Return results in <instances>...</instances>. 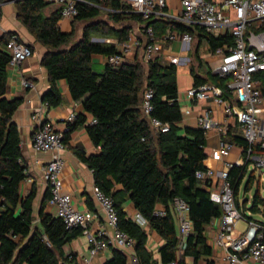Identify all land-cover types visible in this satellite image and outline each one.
<instances>
[{"label":"trees","instance_id":"trees-1","mask_svg":"<svg viewBox=\"0 0 264 264\" xmlns=\"http://www.w3.org/2000/svg\"><path fill=\"white\" fill-rule=\"evenodd\" d=\"M16 6L19 21L47 48L42 64L50 78V86L44 94L48 106L61 104L63 94L58 81L65 79L72 97L82 100L85 111L96 119L91 122L86 113L76 112L75 119L67 121L64 140L72 131L86 126L99 150L91 154L77 150V154L93 170L95 183L114 197L120 227L136 240L138 264H190L187 257L192 258V264H216L207 230L223 213V206L212 200L210 181L197 176L198 170L207 169L206 132L201 126L180 124L184 110L179 98L178 65L161 57L145 58L146 44L151 41L145 29L152 26L156 36L168 29L197 33L198 43L193 49L197 61L190 58L193 85L212 82L223 87L225 96H230L228 77L221 76L210 65L201 72L204 60L199 50L204 40L209 52L230 45L232 35L216 36L198 24L186 25L167 16L145 18L126 0L79 1V13L68 31L61 26L63 5L53 0H18ZM82 21L86 22L83 36L74 40L75 26ZM135 23L144 36L140 39L136 59L119 65L108 63L103 72H96L93 55L108 56L118 53L119 49L117 42L94 40V37L128 42ZM12 32L16 31L0 36V264H82L79 254L67 250V245L82 235L83 230L67 228L61 217L46 210L50 187L38 218L34 209L37 187L33 186L26 195L20 191L27 166L23 162L22 138L14 114L22 99H10L6 95L11 60L6 46ZM258 78L264 93V71ZM147 87L155 89L152 115L170 123L167 132L155 129L143 110ZM239 128L236 126L235 130ZM229 136L244 150V160L234 164L228 172L236 196L252 161L248 154L251 145L243 132L233 134L231 130ZM254 150L259 152L262 148L255 146ZM253 177L254 171L245 184L246 192L254 185ZM178 196L189 203L194 225L183 251H180L177 221L171 210ZM127 199L148 219L150 230L156 231L163 240L158 248L159 257H155L148 246L147 227L128 215L124 206ZM158 205L167 208L166 215L155 213ZM263 205L259 188L251 209L261 212ZM112 253L103 264H129L124 250L112 247Z\"/></svg>","mask_w":264,"mask_h":264},{"label":"built area","instance_id":"built-area-1","mask_svg":"<svg viewBox=\"0 0 264 264\" xmlns=\"http://www.w3.org/2000/svg\"><path fill=\"white\" fill-rule=\"evenodd\" d=\"M53 1L63 5L64 20L72 21L79 13L78 3L81 0ZM126 1L132 5L134 11L145 18L154 15L167 16L186 25L198 24L216 36L228 33L232 35L233 43L217 47L214 56L218 61L215 71L223 77H228L227 87L235 98L226 97L223 87L212 82L193 86L187 90L186 95L190 100L198 101L213 97L223 109V121L214 119L209 109L198 118L199 126L205 130L206 135L214 129L221 133L220 147L213 155L215 159L225 160L236 145L227 136L230 120L235 117L243 135L251 145L248 150L249 158L257 167L263 168L264 93L258 75L264 71V0H178L181 9L177 14L169 11L168 0ZM3 18L4 2L0 0V36L6 32L2 25ZM145 31L151 39L145 47L146 59L153 57L154 50H162L167 44L175 41H181L189 48L194 39L190 31L179 32L168 29L161 36L155 35L152 26L147 27ZM103 40L115 42L112 38ZM116 42L119 52L107 56L108 63L112 65L127 61L132 46L140 44L133 33L128 42ZM6 47L11 55L9 66H19L33 54L31 45L24 41L17 31L10 34ZM190 60V57L173 55L169 62L180 65L187 64ZM25 84L29 87L33 86L29 80H26ZM154 95L155 89L147 87L142 102L143 110L155 129L167 132L171 128L170 123L152 115ZM75 117L76 111H71L65 119L66 124ZM32 119L36 122L32 135L34 148L51 153V159L43 166V178L51 190L48 202L56 207V215L63 219L67 228H82L89 243V253L83 264H91L94 255L112 247L124 250L129 256V264H138L136 240L120 227L114 197L95 183L93 193L100 205L99 210L78 208L74 203L73 194L64 189L62 177L66 165L63 157L66 148L64 132L58 130L53 122L45 119L43 108L35 111ZM90 121L95 122L96 119L92 117ZM67 130L68 125L65 131ZM255 146H261L262 150L255 151ZM242 161L237 160L235 163L227 161L226 166L220 170L207 167L205 170H198L197 176L210 181L209 190L212 200L223 206V213L215 218L217 230L213 239V244L224 251L221 264H245L247 261L264 264V221L249 219L242 214L237 207L234 190L228 179L229 169ZM171 210L177 221L180 251H183L186 239L194 228L190 205L184 198L178 196L173 200ZM155 213L166 215L167 208L158 205ZM103 214L106 224H101ZM131 217L143 227L149 225L148 219L138 211ZM242 218L248 221V228L245 230L236 228ZM94 222L98 223L97 228L93 227Z\"/></svg>","mask_w":264,"mask_h":264},{"label":"crops","instance_id":"crops-1","mask_svg":"<svg viewBox=\"0 0 264 264\" xmlns=\"http://www.w3.org/2000/svg\"><path fill=\"white\" fill-rule=\"evenodd\" d=\"M17 1L18 0H3L5 16L3 18L2 25L6 32L17 31L24 41L31 44L33 47V54L29 58L24 60L19 66L8 67V91L6 95L10 99H22L20 106L14 114V121L18 125L22 138V158L23 162L27 166V176L21 183L20 191L23 195H26L33 188V186L37 187V195L34 200V209L35 214L38 218L41 205L46 198V191L49 188L47 182L43 178V166L51 159V153L38 151L34 148L32 144V135L36 127V122L32 119V114L35 111L41 110L43 108L45 119L47 121L53 122L56 128L60 131H63L64 133L67 132L65 131L67 125L65 119H67L71 111L84 112L88 115L89 120L92 119V115L85 111L82 100H75L72 97V94L69 89V84L65 79H61L58 81V85L63 94V100L61 104L49 107L47 102L44 100V94L50 86V78L48 71L42 64V59L44 54L46 53L47 48L43 46L40 42H38L35 37L30 33L28 28L21 21H19L17 16ZM168 4L169 11H172L175 14L180 12L181 8L178 0H168ZM153 17L159 16L154 15ZM67 22L71 23L72 21H67L64 19L61 20L62 28L63 24ZM63 30L65 29L63 28ZM133 35L134 37L139 39V42L140 39H144L143 33L139 29V27L137 29L135 27ZM103 39L105 38L102 37L101 40H96L104 41ZM112 39H114L115 42L117 41L115 38ZM191 46L188 48L183 45L181 41L169 43L162 49L163 55L161 56V58L165 61H169L170 57L173 55L189 57L184 54V50L190 49ZM138 52V46H132V49L128 54L127 60L134 61L137 57ZM210 54L213 56L215 64H218V61L214 56V52H210ZM207 61L210 66L215 70V67L217 65L212 66V62L214 61ZM93 63H102L106 67L108 64L107 56L102 54H94ZM189 63L183 64L186 66L183 70L184 72H189V74H191ZM26 80L31 81L33 83V86H27L25 84ZM180 81L181 77L179 75L178 67V83L180 94L179 98L182 108L184 110L183 120L180 124L199 126L198 118L207 109L211 110L214 119L218 121L224 120L223 109L213 97L201 101L190 100L189 98H187V90L194 86L192 74L190 75V81L188 82V86L186 87V90H184V92L181 90ZM226 97L234 99L235 95L230 92V96ZM230 122L231 123L229 131L232 130L233 134H235L236 131L242 133L235 117L232 118ZM236 126L237 128H239V131L235 130ZM220 134L221 133L218 130L214 129L206 135L208 157L205 160V164L207 165V167H213L217 170H220L225 167L227 161L235 163L237 160H244L243 147L237 144L234 140L233 141L236 145L233 148L231 154L226 157L225 160H217L213 157L214 153L220 147ZM227 136L230 138L229 132ZM65 143L66 148L63 151V157L66 160V165L62 173L65 191L71 192L73 194L74 203L78 208L99 210L100 205L96 201L93 193V186L95 184L93 170L77 154V150H82L85 151L87 154H91L97 152L99 148L92 141L85 125H82L76 130L72 131L69 134L67 140H65ZM117 187L119 188L120 185H118ZM89 201L93 203V207L90 206ZM124 206L128 211L129 216L134 215V213L137 211L133 202L130 199L126 200ZM46 210L52 213L53 215L57 216L56 207L50 205L48 200L46 201ZM101 224H106L104 214L101 215ZM97 226L98 223L94 222L93 227L97 228ZM147 230L149 232L148 246L155 252V257H159L158 248L163 243V240L156 233V231L150 230L149 226H147ZM216 230L217 227L214 219L208 227L207 235L209 238V243L214 249V258L216 264H221L222 255L224 251L213 244V239ZM82 236L83 234L73 239L69 243L70 248H67V250L77 252L79 254V257L82 259L83 264L85 261V257L89 253V243L86 237L84 240H82ZM154 243L156 244L157 248L153 247ZM112 255V248L104 250L92 257L91 264H103L107 259L111 258ZM192 262V258L187 257V263L192 264ZM200 264H205V262H201ZM245 264L254 263L252 261H247Z\"/></svg>","mask_w":264,"mask_h":264},{"label":"rangeland","instance_id":"rangeland-1","mask_svg":"<svg viewBox=\"0 0 264 264\" xmlns=\"http://www.w3.org/2000/svg\"><path fill=\"white\" fill-rule=\"evenodd\" d=\"M55 4H52V6H54ZM5 16V14H4ZM104 18H107V16L104 15ZM72 23V22H71ZM70 22H67L65 24H63V28L65 30H71L72 26H71ZM86 22L82 21V22H78L75 26V37L74 40H78L83 36V29L85 26ZM136 29L138 28V24L135 23ZM194 40L192 41V49H185L184 50V54L189 56L190 58H193L194 61H197V56L194 52V47L196 46V44L198 43V37H197V33H195L194 35ZM102 37L100 36H95L94 40L96 39H100L101 40ZM162 50H154L153 51V58L156 57H161L163 54ZM199 54L202 56L203 60H204V67L201 68V72H204L205 69H207L208 67H210L208 64L207 60L210 61H214L213 56L210 54L209 50H208V46L206 41L204 40L200 50H199ZM146 65V62H144ZM189 63V62H188ZM187 63V64H188ZM191 65V63H189ZM217 63L215 64V61L212 62V66H216ZM179 67V75L181 77V81H180V86H181V90L184 92V90H186V87L188 86V82L190 81V75L189 72L186 73L184 72V67H186L183 64L178 65ZM93 68L96 72H103L105 70V65L102 63H93ZM254 171V185L251 188V190L249 192H246L245 190V184L248 180L249 175L251 174V172ZM257 185H259L260 187V194L261 197L263 198L264 201V167L263 168H259L255 165L254 161L252 160L250 162V165L248 167V174L245 177L243 183L241 184L238 193L235 196V200H236V204L237 207L239 208V210L242 212V214L246 217V218H252V219H257V220H262L264 221V205L262 206L263 211L261 212H255L254 210L251 209V206L253 204L254 198H255V194L257 192ZM250 194V198L248 200L245 199L247 194ZM237 229H247L248 228V221L245 219H240L238 224H237ZM82 240L85 239V235L83 234V236L81 237ZM154 248H157L156 244H153ZM67 248H70V244L67 245Z\"/></svg>","mask_w":264,"mask_h":264},{"label":"water","instance_id":"water-1","mask_svg":"<svg viewBox=\"0 0 264 264\" xmlns=\"http://www.w3.org/2000/svg\"><path fill=\"white\" fill-rule=\"evenodd\" d=\"M259 189V186L257 185V190ZM250 198V194L248 193L245 197L246 200H248Z\"/></svg>","mask_w":264,"mask_h":264}]
</instances>
